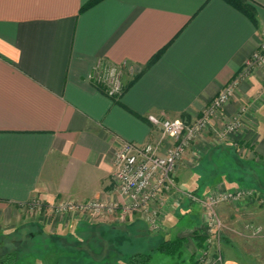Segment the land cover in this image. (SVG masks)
I'll use <instances>...</instances> for the list:
<instances>
[{"label": "crops", "instance_id": "0c3cea01", "mask_svg": "<svg viewBox=\"0 0 264 264\" xmlns=\"http://www.w3.org/2000/svg\"><path fill=\"white\" fill-rule=\"evenodd\" d=\"M87 1L0 0V253L30 251L34 235L58 245L82 244L91 228L109 226L154 237L151 250L166 239L187 237L176 255L192 264V247L198 248L193 231L200 228L192 211L202 210L183 192L201 196L238 188L214 177L239 163L230 156H237L235 144L252 147L264 161V143L244 124L253 104L262 101L261 66L240 79L211 127L179 160L174 178L180 191L160 197L167 205L161 231L150 232L136 212L120 221L87 212L63 217L50 206L122 201L114 177L121 141H157L160 131L148 114L194 120L264 41V0H247L255 23L224 0H100L80 12ZM103 62L121 69L125 88L119 96H109L95 79ZM243 108V126L218 138L213 128ZM170 144L165 138L161 152ZM33 200L43 204L39 214L29 211ZM260 201L218 205L232 208L237 234L243 235L247 221L264 229V217L243 218L254 216ZM221 256L218 264H245L227 247Z\"/></svg>", "mask_w": 264, "mask_h": 264}, {"label": "built area", "instance_id": "2783aa9c", "mask_svg": "<svg viewBox=\"0 0 264 264\" xmlns=\"http://www.w3.org/2000/svg\"><path fill=\"white\" fill-rule=\"evenodd\" d=\"M260 66L263 67L264 73V41L260 42L256 51L246 60L241 72L222 87L194 120L186 121L180 118H164L148 114L147 120L158 128L160 138L144 144L123 139L115 152V185L122 201L100 199L60 201L50 206V209L58 214L87 212L97 218L116 215L120 221H124L130 213L136 212L150 232L161 231L163 226L160 217L165 204L164 201H160V197L163 193L173 190L180 191L177 189L174 178L178 161L187 148L195 143L207 128L211 127L213 119L220 113L223 104L233 95L240 79L252 69ZM128 70L131 71V68ZM94 76L109 96L115 97L122 93L124 84L121 80V69L118 66L103 62L96 66ZM243 110L244 108L222 128H213L218 138L243 126ZM165 138H169L171 144L162 153V142ZM210 191L203 198H198L192 192L183 193L192 201L199 202L209 226V235L213 236V234H218L217 231L222 226L219 215L214 210V204L237 199L251 201L254 200L252 198L254 191L250 188H236L222 193ZM32 206L38 210L43 208V204L36 200L31 202L30 209ZM214 252L216 259L208 264L221 262V254L218 251Z\"/></svg>", "mask_w": 264, "mask_h": 264}, {"label": "rangeland", "instance_id": "374dc122", "mask_svg": "<svg viewBox=\"0 0 264 264\" xmlns=\"http://www.w3.org/2000/svg\"><path fill=\"white\" fill-rule=\"evenodd\" d=\"M261 91L260 100L262 101L253 104L254 108L249 111V113L251 112L249 115L251 118L246 117L244 122L246 125L245 131L256 133V142L258 144L264 143V88ZM234 146L239 163L233 161L237 158L235 154H233L234 151H232L230 156L232 158L231 160L234 162V166L227 164L226 170L218 171L214 177H224L237 187L254 189L255 191L253 190L254 192L252 195L254 200L248 202L252 204L255 199L261 201L258 203V206L253 209V211H255L252 212L254 216H243V218H247L246 220H248V218L262 219L264 215L262 213L260 214L259 211L264 213V206H262L264 205V161L252 147L236 144ZM231 160L229 161L231 162ZM222 162H224V160H222ZM175 174L176 173H174V176ZM195 195L198 198L204 197V195ZM233 201L244 202L243 199ZM197 203L199 204V202ZM218 204L219 202L215 203L213 207L219 215L222 226L219 231H217L218 234H213V236L209 235V226L206 222L201 205L199 204L202 213L199 208L192 211L195 212V215L199 218L197 222L192 219L193 224L200 223L199 229L205 230L204 233L206 234L203 246L198 248L192 247V264H208L214 262L216 259L214 251H218L219 254H222L224 247H227L230 253L238 256L245 264H264V251L262 250L264 249V229L253 225L252 220L242 224L241 228L244 232L243 235L237 234L236 222L232 218V208L228 205ZM166 207L167 205L165 204L162 210L163 213L166 211ZM29 211L32 212V214H36L34 212L39 214L38 212H41L42 209L38 210L35 206H32V209L29 207ZM257 211L259 213H256ZM68 214L69 213H60L58 215L65 217ZM201 214L203 215L202 222H200ZM185 222L187 223L188 221L179 223L184 224ZM146 228L148 229L147 225ZM158 234L163 235L162 232ZM239 235H241V239L237 242L236 240L240 238ZM149 236L150 235H142L137 237L133 232L129 231V229H112L109 226H97L87 231L86 238L83 240L84 242H82V244L73 242L67 245H58V242L50 239L46 241L45 238L34 235L31 241L32 244L30 243L31 245H28L30 248H27L30 251L18 253L15 262L11 264H124L132 254L136 252H149L151 250L149 244L153 241L154 237ZM209 238L210 240H208ZM185 239L188 240L189 238L186 237ZM58 241H61L60 243L65 242L64 239H58ZM181 257H183V255ZM147 264H183V262L180 261L178 255L174 257L166 256L164 259L162 253L154 252L153 257Z\"/></svg>", "mask_w": 264, "mask_h": 264}, {"label": "trees", "instance_id": "16d2710c", "mask_svg": "<svg viewBox=\"0 0 264 264\" xmlns=\"http://www.w3.org/2000/svg\"><path fill=\"white\" fill-rule=\"evenodd\" d=\"M100 0H88L84 4H82L80 8V12L84 11L85 9L95 5ZM236 9L240 10L244 13L250 20L255 23V13L253 7L247 0H224ZM125 88V86H124ZM104 90V89H103ZM124 90V89H123ZM237 157V156H236ZM245 166V165H243ZM205 230L195 229L193 231V238L197 240L198 247L203 246V242L206 238V234L204 233ZM185 244L184 237H177L174 239H166L162 241L159 246L152 249L149 252H136L129 257V264H147L151 258L153 257L154 252H161L166 255L174 256L176 254L181 253V249ZM24 252L26 250H13L11 248H6L5 251L0 253V264H11L15 262L18 253Z\"/></svg>", "mask_w": 264, "mask_h": 264}, {"label": "flooded vegetation", "instance_id": "af4514ba", "mask_svg": "<svg viewBox=\"0 0 264 264\" xmlns=\"http://www.w3.org/2000/svg\"><path fill=\"white\" fill-rule=\"evenodd\" d=\"M263 80H264V74H263ZM237 158V157H236ZM238 159V158H237ZM238 188H242V187H238ZM243 188H247V187H243ZM254 190V189H253ZM255 191V190H254ZM260 195V194H259ZM261 196V195H260Z\"/></svg>", "mask_w": 264, "mask_h": 264}]
</instances>
